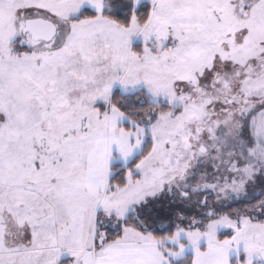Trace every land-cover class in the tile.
Here are the masks:
<instances>
[{
    "label": "rangeland",
    "instance_id": "1",
    "mask_svg": "<svg viewBox=\"0 0 264 264\" xmlns=\"http://www.w3.org/2000/svg\"><path fill=\"white\" fill-rule=\"evenodd\" d=\"M36 18L52 41L22 33ZM116 91L164 109L138 124ZM263 122L264 0H0V264H78L90 234L150 227L176 260L264 264V216L244 212L264 206ZM86 164H108L106 192ZM80 223L85 246L58 253L56 225Z\"/></svg>",
    "mask_w": 264,
    "mask_h": 264
},
{
    "label": "crops",
    "instance_id": "2",
    "mask_svg": "<svg viewBox=\"0 0 264 264\" xmlns=\"http://www.w3.org/2000/svg\"><path fill=\"white\" fill-rule=\"evenodd\" d=\"M85 167V181L88 179L91 182V187H98L100 191L97 192H104V190L106 192L108 189V182L106 181L107 173L109 171L108 164L100 166L95 164H86ZM93 211L94 208H91L90 212L92 213ZM131 212L132 211H129L128 214ZM58 225L56 226L60 230L55 232L56 234H59V236H63V238L61 239L58 237L56 241L52 240L53 245L62 250H56L58 253L61 254L66 252V250H64L66 249L64 248V245L81 247L80 241L82 237L85 246L87 226L80 223L78 228L74 227V229H72L71 227L69 228L65 226V224L60 227ZM148 226H151L150 223H148ZM150 229H152V227L147 228V231H144V233L140 232L141 234L128 232L127 236H120L107 243L104 242V238H101L99 241L96 240L94 248L91 246V234H88L90 239L86 244L87 248L85 246L83 250L89 253L83 254L82 257L79 258L78 264H173L178 261L166 252L167 247L165 248V246L162 245L156 237H154ZM72 234L76 235L75 241L72 239ZM60 240L61 242L59 243ZM30 241L32 240L30 239ZM61 243L63 244V247L58 245ZM206 250L207 249H202L200 252L204 253ZM64 255L65 254H63V256ZM228 256V253L224 255V261H226L227 264H230ZM66 258L67 263L63 264L71 263V257L67 256ZM59 261L64 262L63 260Z\"/></svg>",
    "mask_w": 264,
    "mask_h": 264
},
{
    "label": "trees",
    "instance_id": "3",
    "mask_svg": "<svg viewBox=\"0 0 264 264\" xmlns=\"http://www.w3.org/2000/svg\"><path fill=\"white\" fill-rule=\"evenodd\" d=\"M149 10V5L147 3H143L139 9H137L134 13L135 15L138 16V19L140 21L141 24H143L146 19H147V15H148V11ZM128 16V14H127ZM116 18H119V16H115ZM112 105L119 110L124 116H126V118L130 121L136 122L138 124H148L149 122H151L154 118L155 115L157 113L158 110H163L164 107H160L158 110L156 108H158V106L154 105L153 103H151L150 101H148L147 97H145V92L144 91H139L137 93L134 94H129V95H120L119 92H115L112 96ZM264 124V122H263ZM261 123V126L259 128L262 129L260 132V135L258 134V140L260 143H262L261 145L264 146V138L261 139L262 132L264 134V126ZM262 140V141H261ZM258 143V141H257ZM147 149H144V151L136 156L132 162L128 165V167L132 168L133 166H135L137 164V160H139V158H141L142 156L145 155ZM116 169V168H115ZM118 169H116L117 171ZM123 173L124 170H120L119 172L117 171L115 174V176L112 178L113 182L116 183H122V179H123ZM258 181H264L263 177H259ZM262 183V182H261ZM264 185V183H262ZM253 189V187H252ZM259 189H255L252 192H257ZM262 191H264V186H262L261 188ZM259 193V191H258ZM258 195H254V199L258 198ZM263 197H264V192H263ZM260 198V197H259ZM262 199V198H261ZM239 202H241V199L238 200ZM244 211V209L242 210ZM246 215H248L251 218V221H260L262 220L263 216H264V206L261 205H254V207L249 208L248 210L244 211ZM256 212H259L260 214H256ZM145 219H143L142 217L139 219H127L126 225L128 226H132L133 228H140L141 224L143 226ZM148 223V222H147ZM151 233L154 235V237L156 238H160L162 236H170L172 234V229L169 230H158V229H150ZM105 240L104 242H110L113 239H116L118 237L121 236V232L120 231H114L113 229H106L105 230ZM189 256H186L183 259H180L178 261H176L174 264H192V260H191V255L188 254Z\"/></svg>",
    "mask_w": 264,
    "mask_h": 264
},
{
    "label": "water",
    "instance_id": "4",
    "mask_svg": "<svg viewBox=\"0 0 264 264\" xmlns=\"http://www.w3.org/2000/svg\"><path fill=\"white\" fill-rule=\"evenodd\" d=\"M23 34H29L33 41L50 42L56 36V26L45 19H27L22 30ZM201 152H205V148H200Z\"/></svg>",
    "mask_w": 264,
    "mask_h": 264
}]
</instances>
